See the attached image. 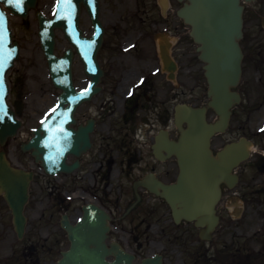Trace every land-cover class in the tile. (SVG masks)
<instances>
[{
	"label": "flooded vegetation",
	"instance_id": "1",
	"mask_svg": "<svg viewBox=\"0 0 264 264\" xmlns=\"http://www.w3.org/2000/svg\"><path fill=\"white\" fill-rule=\"evenodd\" d=\"M262 13L264 0L247 6L242 43L246 59L238 89L242 102L233 108L232 117L234 133L242 132L253 142L251 157L237 169L235 186L223 185L220 223L210 238L202 237V229L194 223L176 221L163 187L155 182L171 184L176 179L175 158L160 160L155 149L162 128L175 138L170 127L176 102L204 105L208 101L203 73L199 78L193 73L202 67H179L178 85L167 74L160 81L158 67H120L123 79L105 80L103 86V94L112 95L109 98L115 102L108 108L102 99L93 105L92 114L78 113V126L93 118L95 128L92 145L69 156V165L79 163L73 171L50 176L31 152L22 150L32 135L25 108L19 136L3 147L0 144L12 164L34 172L26 210L30 231L23 256L27 263L50 262L53 249L68 241L61 227L63 215L73 217L84 205L94 203L111 217L108 243L121 245L123 264H264V132L257 133L264 116ZM30 70L17 67L12 72L13 90L19 87L17 99L26 97ZM209 114L215 116L211 110ZM0 210L8 212L5 207ZM4 231L6 225L0 224V237ZM111 255V261L120 259L116 249Z\"/></svg>",
	"mask_w": 264,
	"mask_h": 264
},
{
	"label": "water",
	"instance_id": "2",
	"mask_svg": "<svg viewBox=\"0 0 264 264\" xmlns=\"http://www.w3.org/2000/svg\"><path fill=\"white\" fill-rule=\"evenodd\" d=\"M36 0H27L26 6L20 2L19 9L28 10L35 5ZM58 22L49 28L50 40L43 45L45 54L53 67L60 68L57 74H53L54 81L63 88V105L68 104L65 111L72 112L71 102H76L75 107L83 100L89 98L93 92L83 91L77 93L72 84V50H69L65 57L57 60L54 55V28L61 27L66 36L75 43L80 53L87 73L93 77L96 85L103 74L97 63V52L103 43V34L95 35L91 39L82 36L79 29L81 4L87 8L96 32L97 27L102 26L98 20L99 2L98 0H59ZM182 1V0H180ZM251 1V0H247ZM191 4H186L179 12L185 21L192 25V36L196 42L200 43L201 59L208 62V75L212 84L213 99L215 106L222 115V121L217 125H208L202 111L186 109L177 118V126L181 131V138L178 143L172 142L173 153L178 157L180 175L178 183L172 186L173 200L179 202L183 212L192 220H197L199 224L205 222L215 224V207L220 198V183L229 177L234 165L243 158L245 152L236 151V146H228L226 150L219 153V158L213 157L210 149L211 135L227 124L228 113L223 101V108L218 105L217 94L223 92L228 95L229 80L235 84L240 77L242 51L239 40L243 36V7L241 0H190ZM166 6L164 5V8ZM3 14V21L0 23V116L6 119V128H12L10 117L6 114L5 95L6 84L4 71L13 65V60L18 55V47L11 43V33L7 28V19ZM51 25L53 20H45ZM45 24L44 22H42ZM6 25V26H5ZM4 33H3V29ZM97 41V44L94 42ZM93 47V49H91ZM162 56L166 67H174L168 53L163 49ZM66 67V68H63ZM92 84V86L94 85ZM98 90L95 88V93ZM85 93H88L85 95ZM65 106V105H64ZM186 121L188 128L182 127ZM223 126V127H222ZM38 143L41 138H37ZM5 174L20 176L7 170L4 162H0ZM27 183L24 184L23 193L12 195L18 192V188L12 187L7 195L9 202L14 208L15 224L19 234L24 228L23 207L27 199ZM16 200V202H13ZM97 217L90 216L79 226H71L68 222L64 227L69 233L73 243L72 250L64 254V259L59 264H108L105 260L104 236L107 231L106 223Z\"/></svg>",
	"mask_w": 264,
	"mask_h": 264
},
{
	"label": "rangeland",
	"instance_id": "3",
	"mask_svg": "<svg viewBox=\"0 0 264 264\" xmlns=\"http://www.w3.org/2000/svg\"><path fill=\"white\" fill-rule=\"evenodd\" d=\"M53 1L54 0H39V8L40 9L47 8V13H49L48 15H51L53 10L52 9L50 10V8H52ZM121 1H123V5ZM121 1L119 0H102L101 1V5H102L101 19L103 23L105 24V26L107 27V36H106L107 44L109 43V35L113 34L112 28L114 24H118V21L120 20L122 15L123 17L133 15L136 9L134 8L135 7L134 0H121ZM178 7L179 5L176 2H174L173 8L169 12V14L172 15V18H170V20L168 21L170 24L169 26L172 31L171 38L174 41H179L177 46L174 48L175 49L174 53L176 55L177 54L179 55L178 58L180 60L181 67H201L200 64H197L198 61L194 60L195 55H196V53H194V47H193V57H190V56L186 57V55H184L183 47H184L185 40L187 39L185 37L188 32V28H185L184 25L180 21L178 20L176 21L174 19V12ZM35 16H36L35 12H33L31 17L23 23L20 19H17V18H12L11 20V26L13 28L15 38L17 41H19L22 47L21 56L19 60L17 61L15 67H31V70L29 72L31 76V81L29 84L31 87H34L36 89L39 87L41 88L40 90H37V97L30 102V105L28 107L29 124L33 126H34V119L40 115L41 111L47 109L48 107L50 108L55 104L56 102L55 98L58 92L52 86L48 76L46 77L47 72L45 73V69H44V67H46V64H45L43 54L41 52L39 41H38L37 19ZM165 25H167L166 22H162V25L160 26V28H162ZM82 26L84 30L88 32V34L91 33L92 26H91L90 19L86 13L82 17ZM136 28L137 30H134L133 32L139 35L141 32L140 27L137 25ZM115 40L114 41L117 44L120 39H115ZM58 42H59L58 51L60 54L65 48L70 47L69 43L65 40L61 32L58 33ZM106 43H105V46H106ZM107 52L108 51L105 49L100 54V60L104 66L109 67L110 64L115 62L116 67H123V62H122L123 56L121 55L120 52L118 54L120 55L121 60L120 58L119 59L115 58L112 63H110L111 57L108 55ZM125 58H128V57H125ZM154 58H155L154 52L145 50L142 56V59L139 62H131L129 66L130 67H147L148 64L152 62ZM75 67L76 69H80L81 67H83L79 59L76 60ZM77 72L79 73L78 70ZM77 78L79 79L80 76ZM44 79L46 80V84H45ZM43 89H46L47 96L45 98H42L43 100H40L39 97H43L40 91ZM230 139H231V135L228 134L227 136L223 137L222 141H228ZM220 143H221V139H218L217 140L218 148H219ZM3 207L4 206L0 203V208H3ZM0 213H4V211L0 210ZM5 222L9 223V216L5 217ZM0 223H1V218H0ZM12 239L13 237L11 236L10 240Z\"/></svg>",
	"mask_w": 264,
	"mask_h": 264
},
{
	"label": "snow or ice",
	"instance_id": "4",
	"mask_svg": "<svg viewBox=\"0 0 264 264\" xmlns=\"http://www.w3.org/2000/svg\"><path fill=\"white\" fill-rule=\"evenodd\" d=\"M7 2L11 3V2H12V0H7ZM2 21H3V14H2V13H0V23H2Z\"/></svg>",
	"mask_w": 264,
	"mask_h": 264
}]
</instances>
